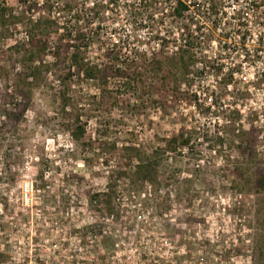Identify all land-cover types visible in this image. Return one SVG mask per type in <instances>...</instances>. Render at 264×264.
<instances>
[{"label":"rangeland","instance_id":"1","mask_svg":"<svg viewBox=\"0 0 264 264\" xmlns=\"http://www.w3.org/2000/svg\"><path fill=\"white\" fill-rule=\"evenodd\" d=\"M32 2L0 0V105L29 104L20 123L0 118V264H264V0H224L204 32L211 68L171 84L165 101L140 84H74L83 144L64 129L59 82L41 65L30 79L15 49L39 16ZM155 18L135 27L122 12L106 37L158 51L152 39L166 33ZM91 53L100 58V45ZM181 133L191 145L169 155L159 188L119 181L133 170L119 151L151 153ZM114 180L113 203H96Z\"/></svg>","mask_w":264,"mask_h":264},{"label":"trees","instance_id":"2","mask_svg":"<svg viewBox=\"0 0 264 264\" xmlns=\"http://www.w3.org/2000/svg\"><path fill=\"white\" fill-rule=\"evenodd\" d=\"M32 1L28 7L29 12H37L39 16L36 18L33 15L26 25L27 43L18 44L15 49L24 60L23 65L29 64L27 68L31 72L30 79L37 80L40 72L38 65H41L61 85L62 111L68 119L64 129L78 144L86 141L87 128L82 120L79 103L70 96L74 84L107 85L116 81L140 84L138 89L143 94L147 93V89L151 97L157 93L159 99L165 101L170 94L168 90L171 84H183L185 81L194 84L196 78L211 68V62L204 54L209 42L204 35L205 27L207 21L226 13L224 0H44L42 4L38 0ZM29 2L20 0L21 4L27 5ZM122 12L132 19L135 27L142 25L146 18L152 21L160 15V23L166 34L160 33L152 39L158 43V51L149 54L139 48L133 49L129 44L132 38L127 40V44L123 39L113 42L106 37L109 34L108 22L111 19L112 22L120 20ZM1 16L6 22V14ZM238 18L243 19L242 12L238 13ZM17 21L18 24L22 23L21 18H17ZM167 21L171 24L170 31ZM213 27V30H208L210 38L217 30L216 24ZM221 41L226 42L224 38ZM242 41L244 43L246 40ZM98 44L101 56L94 58L91 50ZM173 44L176 45L174 57L168 52ZM47 57H52L54 61L47 63ZM199 65L203 67L198 68ZM102 92L100 103L104 106L106 88ZM155 101L160 103L159 100ZM11 106L13 108L9 109ZM28 110L29 104L25 100L3 103L0 105V118L20 123ZM186 135L181 133L164 140L165 146L151 153L143 152L135 146L123 148L119 152L124 153L126 167L133 170L118 173L119 181L128 179L135 183L137 179L143 187L150 185L159 188L163 183L164 162L169 155L180 150L182 153L190 147V138ZM134 162H137L135 166ZM119 181L114 180L107 192L97 194L96 203L105 201L104 204L111 205ZM257 186L264 193V176L258 178Z\"/></svg>","mask_w":264,"mask_h":264}]
</instances>
